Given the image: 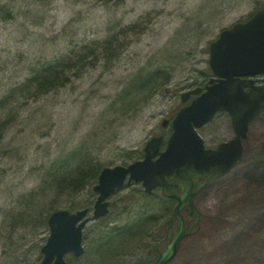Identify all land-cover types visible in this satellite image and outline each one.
I'll list each match as a JSON object with an SVG mask.
<instances>
[{"label": "rangeland", "instance_id": "1", "mask_svg": "<svg viewBox=\"0 0 264 264\" xmlns=\"http://www.w3.org/2000/svg\"><path fill=\"white\" fill-rule=\"evenodd\" d=\"M261 7L264 0H0V264L41 261L53 210L89 208L92 217L97 179L76 189L63 175L80 156L128 165L157 135L163 149L188 103L181 93L213 75L209 43ZM198 133L207 147L234 134L225 112ZM243 145L241 161L197 192L199 229L169 264H264V113ZM156 193L139 182L115 190L107 214L82 230L84 253L67 252L66 262L152 264L175 204ZM139 212L154 216L126 232Z\"/></svg>", "mask_w": 264, "mask_h": 264}, {"label": "water", "instance_id": "2", "mask_svg": "<svg viewBox=\"0 0 264 264\" xmlns=\"http://www.w3.org/2000/svg\"><path fill=\"white\" fill-rule=\"evenodd\" d=\"M208 65L212 74L204 89H190L181 94V106L171 121L172 132L166 147L159 150L162 136H153L144 146V156L128 165L105 166L101 169L94 190L98 193L93 216L85 217L87 208L70 212L57 209L47 219L49 234L40 251L38 264H67L64 255L84 252L82 228L92 218L108 212V200L115 189L127 182H141L146 193L160 187L163 196L176 200L165 222V248L153 264H169L176 256L181 241L199 229L201 212L195 205L196 180L207 185L223 176L243 157V139L250 122L264 112V83H256L253 75L264 73V7L246 21H238L220 31L209 43ZM220 111L230 117L234 135L215 147H206L197 129ZM167 119H163L164 126ZM195 214L194 222L185 226L182 209ZM175 221V230L170 232ZM172 233V234H171Z\"/></svg>", "mask_w": 264, "mask_h": 264}, {"label": "trees", "instance_id": "3", "mask_svg": "<svg viewBox=\"0 0 264 264\" xmlns=\"http://www.w3.org/2000/svg\"><path fill=\"white\" fill-rule=\"evenodd\" d=\"M45 72V71H44ZM43 74L42 76H44V73H40ZM47 75H49V73H46ZM89 158L86 155H82L78 158L77 161V166L75 168V170L70 171V172H64L63 175H68L67 177H65L66 181L70 182L72 185H74L76 187V189H80L83 188L86 184V181L84 180L85 178H93V179H97L98 178V174L101 170L102 167H100L99 164H94V163H90L89 162ZM88 174V176H86ZM156 191H153L149 197H154L156 196ZM159 198H162L163 201H166L165 206H169V201H172V199L169 198H165L164 196L159 195ZM154 215H150L148 216V214L146 213H141L139 212L137 214V216L135 217L134 221L132 222V224L130 225V227L128 228V233H132L133 230L138 227L137 224L138 221H143L146 219H152ZM141 223V222H140Z\"/></svg>", "mask_w": 264, "mask_h": 264}, {"label": "flooded vegetation", "instance_id": "4", "mask_svg": "<svg viewBox=\"0 0 264 264\" xmlns=\"http://www.w3.org/2000/svg\"><path fill=\"white\" fill-rule=\"evenodd\" d=\"M188 220H192L193 221V217L192 216H185V222H186V226H189L190 224H188ZM165 242V245H166V240L164 239V237L163 238H160L159 237V240L156 242V247H157V250H158V253H159V251L161 250V249H159V247H160V244L162 243V242ZM151 251H149V253H150ZM156 260V259H155ZM154 260V261H155Z\"/></svg>", "mask_w": 264, "mask_h": 264}]
</instances>
